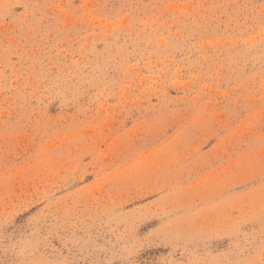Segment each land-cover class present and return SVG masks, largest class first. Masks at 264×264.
I'll return each mask as SVG.
<instances>
[{
    "label": "rangeland",
    "instance_id": "1",
    "mask_svg": "<svg viewBox=\"0 0 264 264\" xmlns=\"http://www.w3.org/2000/svg\"><path fill=\"white\" fill-rule=\"evenodd\" d=\"M0 264H264V0H0Z\"/></svg>",
    "mask_w": 264,
    "mask_h": 264
}]
</instances>
